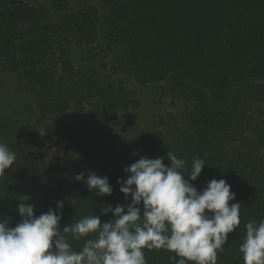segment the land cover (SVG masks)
<instances>
[{"label":"trees","instance_id":"trees-1","mask_svg":"<svg viewBox=\"0 0 264 264\" xmlns=\"http://www.w3.org/2000/svg\"><path fill=\"white\" fill-rule=\"evenodd\" d=\"M141 86L178 108L130 141L114 130L135 120ZM0 143L17 157L0 189L12 227L20 201L36 216L63 201L61 229L107 222L101 207L127 206L117 181L141 156L170 167L172 151L185 176L203 159L190 182L224 179L242 206L217 264H244L245 225L264 220V0H0ZM89 171L111 196L75 180ZM144 251L147 264H174Z\"/></svg>","mask_w":264,"mask_h":264},{"label":"clouds","instance_id":"clouds-1","mask_svg":"<svg viewBox=\"0 0 264 264\" xmlns=\"http://www.w3.org/2000/svg\"><path fill=\"white\" fill-rule=\"evenodd\" d=\"M166 158L170 167L164 157L141 156L124 168L126 179L117 183L129 203L101 207L103 215L112 214L107 222L92 214L61 229L63 201L39 216L34 205L20 201L21 220L14 227L9 219L0 218V264H147L145 249L174 253L169 257L174 264H217L218 251H224L229 234L241 223L242 206L234 203L236 194L224 179H211L202 190L190 182L201 176L203 159L193 158L185 176L184 159L172 151ZM16 159L15 152L0 143L2 190L5 172ZM75 180L97 196L114 191L109 179L95 172L78 173ZM245 228L239 246L244 264H264V220ZM81 241L80 247L74 246Z\"/></svg>","mask_w":264,"mask_h":264},{"label":"rangeland","instance_id":"rangeland-1","mask_svg":"<svg viewBox=\"0 0 264 264\" xmlns=\"http://www.w3.org/2000/svg\"><path fill=\"white\" fill-rule=\"evenodd\" d=\"M139 97L141 100V106L135 114V120L132 123L125 124L124 126L114 130L124 139L130 141H136L139 139L141 134L146 131L148 122L154 115L159 113L165 114L169 111H175L178 108L177 102L171 99L158 101L154 94H152V91L146 86L139 87ZM15 101L17 104L20 103L19 100ZM114 131H112V133Z\"/></svg>","mask_w":264,"mask_h":264}]
</instances>
